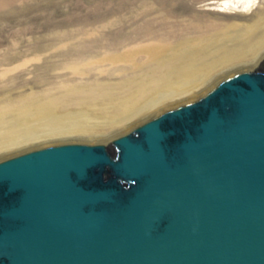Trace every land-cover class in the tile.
I'll use <instances>...</instances> for the list:
<instances>
[{
    "label": "water",
    "instance_id": "obj_1",
    "mask_svg": "<svg viewBox=\"0 0 264 264\" xmlns=\"http://www.w3.org/2000/svg\"><path fill=\"white\" fill-rule=\"evenodd\" d=\"M0 264H264V53L108 136L0 155Z\"/></svg>",
    "mask_w": 264,
    "mask_h": 264
},
{
    "label": "bare ground",
    "instance_id": "obj_2",
    "mask_svg": "<svg viewBox=\"0 0 264 264\" xmlns=\"http://www.w3.org/2000/svg\"><path fill=\"white\" fill-rule=\"evenodd\" d=\"M217 1L223 3L222 9L234 10L235 7L229 4L241 3L243 9L249 11L257 0ZM255 16L250 26H229L227 29L231 28L234 33L232 38L219 37L225 35L224 31L210 25L207 29L216 30L213 38L183 40L175 49L169 43H162L163 39L147 43L145 40L129 43L121 40L101 58L95 44L99 42L98 35L97 39H91L97 33L82 32L73 50L77 59L67 64L74 79L64 78L51 91L20 94L22 97L14 102L11 98L0 101V155L50 140L90 138L100 131L124 127L194 93L220 69L236 62L244 65L255 61L264 53V7ZM149 26L150 23L143 30V36L153 33ZM194 28L200 29L198 25ZM136 34H141L140 29ZM100 46L105 48L102 42ZM71 52L63 50L65 55ZM30 62H34L32 58L23 59L17 66ZM103 64H109L114 71L104 74L105 69H99ZM17 66L3 70L0 83ZM84 66L90 69L87 71ZM92 70L96 72V78H91ZM116 73L119 79L110 81ZM193 86L194 92L190 90Z\"/></svg>",
    "mask_w": 264,
    "mask_h": 264
},
{
    "label": "rangeland",
    "instance_id": "obj_3",
    "mask_svg": "<svg viewBox=\"0 0 264 264\" xmlns=\"http://www.w3.org/2000/svg\"><path fill=\"white\" fill-rule=\"evenodd\" d=\"M221 5L223 3L217 0H0V74L17 66L23 59L32 58L34 61L17 66L3 77L0 101L11 98L14 102V99L31 92L51 91L56 83L67 78L74 79L67 64L77 59L73 50L82 32L97 33L91 39H97L98 35L99 42L95 44L99 58L121 40L147 43L163 39L162 43H169L175 49L177 43L183 40L213 38L216 30L207 29L210 25L222 33L224 31L225 35L219 37L232 38V29L227 28L233 24L250 26L257 12L264 7V0H257L249 11L243 9L241 3L229 4L235 7L234 10L229 7L222 9ZM148 23L153 33L143 36ZM196 25L200 29H195ZM138 29L139 35L136 34ZM100 41L105 48H101ZM64 49L72 52L65 55ZM240 65H243L242 62L228 65L214 76ZM110 67L103 64L99 69H105V74L114 69ZM88 68L85 70L88 71ZM95 73L92 70L91 78H96ZM105 77L102 79L105 80ZM117 79L118 73L109 78L112 82ZM194 86L190 89L193 92L196 90ZM120 128L116 126L113 130L100 131L90 138H102Z\"/></svg>",
    "mask_w": 264,
    "mask_h": 264
}]
</instances>
